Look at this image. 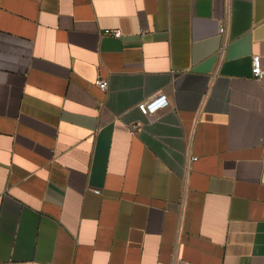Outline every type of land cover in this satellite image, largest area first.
I'll return each instance as SVG.
<instances>
[{
    "label": "crops",
    "instance_id": "obj_1",
    "mask_svg": "<svg viewBox=\"0 0 264 264\" xmlns=\"http://www.w3.org/2000/svg\"><path fill=\"white\" fill-rule=\"evenodd\" d=\"M256 54L264 0H0V264H264Z\"/></svg>",
    "mask_w": 264,
    "mask_h": 264
},
{
    "label": "built area",
    "instance_id": "obj_2",
    "mask_svg": "<svg viewBox=\"0 0 264 264\" xmlns=\"http://www.w3.org/2000/svg\"><path fill=\"white\" fill-rule=\"evenodd\" d=\"M226 30L227 25L223 23L221 25V32L226 33ZM105 33L117 37L123 34L121 28H106ZM223 50L224 46L222 48V51ZM252 74L255 77H262L264 74L261 56L258 54L254 55L252 59ZM95 84L98 85L101 89L107 90L109 87V80L108 78L98 76L95 79ZM169 105L170 98L168 94L164 91H159L138 102L137 108L144 115H153L159 112L160 110L167 108ZM134 126H138V124H135ZM95 192L99 193L100 189H95Z\"/></svg>",
    "mask_w": 264,
    "mask_h": 264
}]
</instances>
